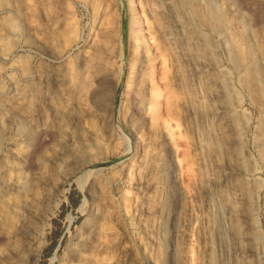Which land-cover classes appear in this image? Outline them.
<instances>
[{
  "label": "rangeland",
  "instance_id": "374dc122",
  "mask_svg": "<svg viewBox=\"0 0 264 264\" xmlns=\"http://www.w3.org/2000/svg\"><path fill=\"white\" fill-rule=\"evenodd\" d=\"M0 264H264V0H0Z\"/></svg>",
  "mask_w": 264,
  "mask_h": 264
},
{
  "label": "bare ground",
  "instance_id": "6f19581e",
  "mask_svg": "<svg viewBox=\"0 0 264 264\" xmlns=\"http://www.w3.org/2000/svg\"><path fill=\"white\" fill-rule=\"evenodd\" d=\"M220 16H221V15H220ZM217 17H218V18L216 19L217 22H220V20H221L222 18L220 17V18H221V19H220V18H219V15H218ZM222 17H223V16H222ZM212 18H214V16H212ZM223 19H224V18H223ZM223 19H222V20H223ZM216 20H215V22H216ZM222 20H221V24H223V22H224V21L222 22ZM224 20H225V19H224ZM221 24H220V26H221ZM237 43H238V42H237ZM241 44H243V43L241 42ZM241 44H239V43H238V45L236 44V45H237V52H236V55H237V54L239 55V56L237 55L239 59H240V57H245V56H246V58H247L246 51H245V50H246V47L243 48V46H245V45L242 46ZM8 46H9V45H8ZM12 46H13V45H12ZM12 46H10V47H8V48H6V49L9 50V49H11ZM13 47H14V46H13ZM14 48H15V47H14ZM237 56H236V57H237ZM236 57H235V58H236ZM242 59H243V58H242ZM247 59H248V58H247ZM237 60H238V59H237ZM237 60H236V61H237ZM238 61H239V60H238ZM242 61H243V60H242ZM250 72H251V71H250ZM248 76H251V75H248ZM246 79H248V78H246ZM155 95H156V94H155ZM156 98H157V96H156ZM156 98H155V99H156ZM157 101H158V100H157ZM156 103H157V102H156Z\"/></svg>",
  "mask_w": 264,
  "mask_h": 264
}]
</instances>
